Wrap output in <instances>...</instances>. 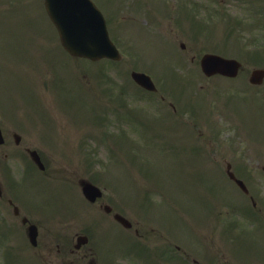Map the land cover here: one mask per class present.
Here are the masks:
<instances>
[{
	"label": "rangeland",
	"instance_id": "rangeland-1",
	"mask_svg": "<svg viewBox=\"0 0 264 264\" xmlns=\"http://www.w3.org/2000/svg\"><path fill=\"white\" fill-rule=\"evenodd\" d=\"M148 1L142 0V3ZM165 1L170 3L172 13H156L158 19L154 24H148V27L132 28L130 25V19L139 14L135 7L131 11L123 8L126 10L124 15L127 16L124 19L110 17L109 25L114 37L123 51L128 53L127 63L105 60L89 63L77 57H66L61 47L58 48L52 43L55 28L44 13V0H0V111L6 113H1L2 118L0 115V124L3 126L6 140L4 144H0V178L4 184H9L10 166L2 165L8 164L7 154H16L14 149L23 153L22 146L41 148L45 154L46 170L50 175L42 174L40 177L34 172L35 175L30 174L28 181L23 184L34 194V203L39 204L42 197V205H45L46 201L52 198V194L41 183L46 186H71L66 178L73 180L70 182L75 185V180L83 177L92 180L95 178L96 183L105 187L104 179L107 180V176L104 177L103 167L91 171L87 164L97 161V164L104 166L109 154L110 162L107 167L113 168L118 182L111 181L112 174H108V180L118 186L124 199L121 193L114 192L118 200L116 204L108 197L104 200L116 205L132 220L133 228L126 229L125 232L135 235L134 229L140 227V231L144 233L143 237L139 238L140 242L151 245V251L153 248H159V254L157 251L152 254L145 251V255L141 257L143 264L147 257L149 264H189L176 257H166L163 255L165 252L160 249L166 241L169 244L186 245L185 240L187 244L195 247H188L191 264H264V259L257 255L260 252L264 256V82L256 85L249 81L251 70L264 66V16L262 19L260 12L249 3L250 0ZM257 1L264 4V0ZM113 2L115 3V0H104L105 11H108L107 6ZM183 2L186 6L185 12L181 10V6L178 7V4ZM124 5H128V1H124ZM160 15H163V18H160ZM136 18L144 25L143 17ZM161 20L163 23L160 25ZM183 42L186 44L185 49L181 47ZM256 45L260 47L256 48ZM22 48L29 53L31 63L37 60L34 54L39 57L41 55L38 48H42V54L53 50L62 62H70V69L61 63L60 70L57 67L60 64H54V61L49 59L41 60V66H35L36 68L23 69L18 57L27 55V52L22 50L19 53ZM206 51H218L239 58L244 68L234 79L221 76L205 78L197 57ZM132 55L136 59L133 60ZM193 56L194 61L191 60ZM22 61L29 63L28 60ZM151 61L156 70L152 68ZM133 67L153 71L160 93H140L137 100H132L131 106L140 107L145 113L155 117L157 113L164 114L163 112L172 108L167 102H162L161 93L169 103L174 104L179 102L182 96H199L206 105L194 103L197 113L203 118L208 117L211 107V119L198 120L200 126L196 127L195 121L190 118L187 123L191 125L185 127L177 117L189 107L186 108L181 101L174 113L177 117H170L172 132L164 137V141L169 143L168 148L153 144V141L150 144L136 140L135 144L128 143L127 151L128 144L120 145L117 141H110L109 132L122 133L126 129L130 131V138L140 136L144 141L145 129L138 124H135L137 129L131 128L129 124H123L124 122L114 118V123L101 132L104 120L98 118L101 113H95L99 104L104 103L99 83H102L100 80L108 74L113 79L111 85L114 89L126 81L131 85L129 92L132 95L136 93L138 88L134 87L128 77ZM29 70L33 74H30ZM176 73L177 80L169 78H175ZM178 73L185 81H179ZM166 75L169 76L166 78ZM79 79L91 88H79L77 83L82 84ZM25 83L30 84V87L34 85L36 100H31L32 94ZM55 85H60L63 90L55 88ZM86 97L93 109L83 103ZM76 102L82 104L77 106ZM185 102L190 103L187 100ZM218 111L222 117L218 116ZM102 115L104 116V113ZM107 116L105 112V117ZM92 119L95 120L90 122ZM158 119L156 117L154 120ZM61 120L66 127L59 126ZM77 126L80 132L74 128ZM216 126L220 127L219 131L215 130ZM16 131L22 135L18 144H15L13 138ZM150 131L164 132L162 128L153 127ZM47 134L55 135V139L44 140L42 136V141L37 140L40 135ZM254 141L261 144L260 149L252 146ZM194 145L196 149L193 151ZM163 149H166V152ZM223 159L233 160L238 169L242 167L248 176L243 172L240 175L251 181V184L255 185L254 182L259 181L260 186L255 185L254 189L256 196L263 199V203L253 204L248 198L249 195L227 175L226 162L221 161ZM220 161L223 167L219 164ZM76 167L78 170L74 171ZM238 169L236 170L240 172ZM71 171L74 172L70 173ZM209 189H216L221 193L219 198H216V204L208 196ZM78 190L83 198L80 187ZM145 192H150L148 197L153 198L150 205L145 207V210L148 209V215L162 223H166L165 220H174L170 227L177 235L170 230L166 236L158 227L149 229L150 224L154 222L144 219L147 218V213H142L145 204H139L144 200ZM112 194L109 192L107 196ZM228 198L230 201L226 200ZM234 199L240 205L248 207H241L244 210L242 212H233L227 202ZM86 203H78L79 208L74 219L84 222L93 220L92 227L104 220V224L109 228L100 227L99 234L102 238L108 235V229L113 233L116 231L115 236L120 237L105 241L104 249L106 248L108 255L124 250L136 251L137 247L133 241L124 233L120 235L117 225L108 223L112 215L107 213L109 217L104 216L99 204ZM213 207L214 210L209 214L203 213V209L207 212ZM251 212L257 217L256 223L261 222L262 231L255 225L250 230H240L234 234L233 227L227 229L230 220H237L241 228L249 227L248 221L245 220H248L247 215L251 218ZM98 218L102 220H97ZM242 223H245V226ZM243 232L246 236L242 235ZM90 246H93V243H90ZM199 248L200 250H197ZM235 253L242 260H247V263L240 261ZM194 258L200 262L193 263ZM126 259L122 258V263L126 261L128 264H142L135 263L134 256ZM29 263L20 259L16 264Z\"/></svg>",
	"mask_w": 264,
	"mask_h": 264
},
{
	"label": "water",
	"instance_id": "water-1",
	"mask_svg": "<svg viewBox=\"0 0 264 264\" xmlns=\"http://www.w3.org/2000/svg\"><path fill=\"white\" fill-rule=\"evenodd\" d=\"M46 7L59 29L64 46L72 53L92 58L119 56L108 36L104 17L91 0H46ZM240 65L235 59L214 54L203 58V69L208 74L235 75ZM263 76L264 69L256 68L251 80L260 81Z\"/></svg>",
	"mask_w": 264,
	"mask_h": 264
},
{
	"label": "flooded vegetation",
	"instance_id": "flooded-vegetation-1",
	"mask_svg": "<svg viewBox=\"0 0 264 264\" xmlns=\"http://www.w3.org/2000/svg\"><path fill=\"white\" fill-rule=\"evenodd\" d=\"M91 260L89 261V264H94L95 263V260L93 257L90 258Z\"/></svg>",
	"mask_w": 264,
	"mask_h": 264
}]
</instances>
